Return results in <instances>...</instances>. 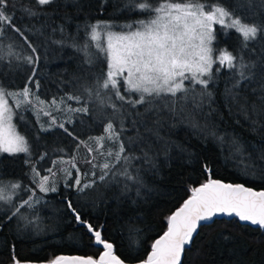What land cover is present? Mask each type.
Here are the masks:
<instances>
[{
  "label": "snow or ice",
  "instance_id": "obj_1",
  "mask_svg": "<svg viewBox=\"0 0 264 264\" xmlns=\"http://www.w3.org/2000/svg\"><path fill=\"white\" fill-rule=\"evenodd\" d=\"M55 3L56 0L21 3L22 19H27L28 23L17 26L13 22L16 3L0 0V76L6 78L22 65L31 67L28 83L22 89L9 90L0 81V153L31 156L27 139L17 133L12 124L14 113L9 100L15 108L31 103L33 92L29 84H34L36 89L40 87L35 77L41 57L25 33L44 37L45 31H49L47 39L51 43L70 48L79 57L77 73L73 77V83L79 87L66 94V98L82 106L69 104L66 111L88 115L91 102L101 109H110L113 117L104 125L105 135L89 137V140H95L96 148L88 147V153L97 152L104 160L97 163L95 155L86 160L85 163L91 165L90 173H80L75 156L68 161L63 157L52 161L53 167L58 163H69L75 169V176L71 170L61 169L66 181L71 178L66 187L85 194L86 190L95 189L98 181H114L119 185L120 198L129 197L133 191L138 196L139 189L144 186L141 171L145 167L157 171L159 158H169L171 150L177 147L170 138V131L179 124H186L194 133L226 145L231 155L240 158L246 173H264V144L249 151L247 142L238 135H221L213 120L219 113L213 108L215 100L210 91L215 73L227 68L230 79L225 87V107L241 118L251 132L264 139V0H231V3L225 0H126L123 10L135 11L147 19L123 25L119 31L108 21L77 24L75 32H69L67 28L72 21L70 14L59 17L63 23H57L47 14V9ZM63 6L80 8L78 0H67ZM215 25L224 31L234 29L241 37V47L234 52L214 48ZM9 33L18 37L22 41L21 47L26 46L30 54L18 52L14 43L4 46L3 40ZM57 33L61 39L52 40V35ZM101 53L106 70L97 73L96 62ZM214 65H217L215 72ZM36 99L44 103L38 97ZM63 102L64 97L61 98ZM51 103L56 104V99L53 98ZM68 123H72L71 118ZM236 123L239 124L240 119ZM53 126L78 140L64 123H57L55 117L48 128L42 126V130L48 131ZM128 131L133 134L126 135ZM105 141L114 145L115 151L112 147L104 151ZM80 145H87V142L79 141L77 148ZM46 155L44 153L40 159ZM31 169L33 188H25L18 180L0 178V205L10 206L11 215L6 213L8 221L13 218L24 220L26 224L38 221L37 205L42 198L36 196V190L41 193L57 191L56 172L52 167L47 169L49 175L44 176H40L35 165H31ZM96 169L100 170L98 176ZM82 175L90 178L84 182ZM36 177H39L38 181ZM120 177L123 179L119 180ZM21 191L30 193L27 199H19ZM191 192L183 205L167 218V231L153 242L151 252L139 264H181L182 254L191 246L198 228L214 222V217L221 214L264 228V190L209 180L192 188ZM65 203L77 222L87 228L94 242L103 246L104 251L98 260L91 256H57L48 264H124L113 254V245L103 238L102 227L94 228L82 219L71 200L66 199ZM22 209L32 210V219ZM130 231L138 232L139 229L130 226ZM11 264H21L15 257L14 246Z\"/></svg>",
  "mask_w": 264,
  "mask_h": 264
},
{
  "label": "trees",
  "instance_id": "obj_2",
  "mask_svg": "<svg viewBox=\"0 0 264 264\" xmlns=\"http://www.w3.org/2000/svg\"><path fill=\"white\" fill-rule=\"evenodd\" d=\"M26 2L27 0H13L17 5L16 19L13 22L17 26L28 23L27 19H22L23 13L20 10V4ZM66 2L67 0H56V3L47 9V14L57 23H63L59 17L70 14L72 21L67 25L69 32H75L77 24L96 21L111 22L116 26L114 30H120L123 25L134 24L136 20L147 18L135 11L123 10L126 0H78L79 9L64 7ZM225 2L231 3V0ZM32 23L39 26L36 21ZM214 27L216 30L214 48H226L234 52L241 47V37L234 29L224 31L219 25ZM25 34L29 35V39L36 45L41 57L35 77L40 87L36 89L34 84H29L33 92L32 98L35 101H37L36 97L39 101H52L53 98L61 101L64 97L65 106L70 104L72 107H78L75 101L67 100L66 94L73 93L74 89L79 87L73 83L79 57L72 49L51 43L47 39L49 31H45L44 37ZM51 39L59 40L61 35L57 33L52 35ZM10 43H14L16 50L21 54H30L26 46L21 47L22 41L11 33L4 38L3 45ZM216 67L217 65L213 66L214 72ZM102 70H106V62L101 53L95 71L99 73ZM29 75H31V67L22 65L11 71L6 78L0 76V81L6 88L15 91L22 89L28 83ZM229 79L230 71L223 68L219 73H215V80L210 85L215 100L213 108L219 113L213 120L221 135H238L247 142L249 151H252L253 147H261L264 139L261 135L251 132L241 118L230 113L225 107V87ZM95 107L96 105L90 102L88 115L70 113V116L63 121L57 118V123H64L78 140L56 126L43 131L42 126L48 128L51 122L46 117H41L37 113L39 110H36L32 103L22 104L20 110L23 114L29 115L38 132L51 135L57 139L56 142L60 141L61 148L57 147L54 152L49 149L44 150L43 153L56 160L63 157L65 161L75 156L77 167L83 174L90 173L91 165L86 164L85 161L91 159L93 155L97 163L104 162L99 153H88V147L96 148L95 140H89V137L105 135L104 125L109 119H113L110 109L103 110L104 113L99 114L95 111ZM95 114L100 116L96 118ZM69 118L72 123H68ZM237 119H240L239 124L236 123ZM132 134V131L126 133V135ZM170 138L177 147L171 150L168 159L159 158L157 171H150L146 167L141 171L144 186L139 189L138 196L133 191L129 197L120 198L119 185L114 181H109L108 184L98 181L95 189L86 190L85 194H78L74 188L66 187V183L70 182L71 178L66 181L65 173L61 171L58 179L55 180L56 192L41 193L39 189L36 190L37 197L44 198L43 201L46 202H53L57 209L51 216L42 219L40 226L44 231H26L25 227L16 224V218L8 221L6 213L11 215V212L5 205H0V225H2L0 226V264H11L13 246L15 257L20 261H48L58 254L97 257L101 248L94 245L93 236L89 234L87 228L78 224L74 214L67 208L66 199L73 202V207L80 212L82 219L91 223L94 228L102 227V236L114 245L115 253L121 260L131 263L146 257L153 240L165 230L168 216L189 196L190 189L208 178L242 182L249 187L264 189V173H246L240 158L231 155L227 146H222L219 141L194 133L186 124H179L171 129ZM79 141H86L87 145H80L77 148ZM29 146L31 156L26 153L15 155L5 153L0 156V171L6 172L12 181H20L25 188L35 187L31 165L36 166L42 154L32 144ZM109 147L115 151V146L105 141L103 150L107 151ZM252 155L255 158V152ZM26 160L30 163H25ZM133 163L140 167L139 163L135 161ZM63 167L71 170L73 176L77 174L69 163H64ZM36 170L41 176L43 171L37 166ZM95 171L98 176L100 170ZM89 178L81 176L84 182ZM36 180L38 181L39 177H36ZM29 194L25 192L19 199H27ZM37 207H40V204ZM130 226L139 231L131 232ZM197 232L191 246L185 249L181 264H264V231L259 227L241 223L237 218H216L212 223L202 224Z\"/></svg>",
  "mask_w": 264,
  "mask_h": 264
},
{
  "label": "rangeland",
  "instance_id": "obj_3",
  "mask_svg": "<svg viewBox=\"0 0 264 264\" xmlns=\"http://www.w3.org/2000/svg\"><path fill=\"white\" fill-rule=\"evenodd\" d=\"M147 19V18H144ZM137 21V20H136ZM119 31V30H116ZM215 57V55H214ZM13 91V90H12ZM196 91H199V87H197ZM33 98L30 97L31 103L32 105L35 106L36 110L38 109L39 115L41 117H46L47 119H49V121H52V118L55 117L56 121L57 118H60L63 120H65L67 117L70 116V112L66 111V106L61 103V101H56V104H52L50 100H40V101H44L43 104L39 103L38 101H35ZM75 105L78 107H81L82 104H77L75 102ZM9 106L13 107V116H12V124L15 126V131L17 133H19L20 135L25 136V138L27 139L29 144H32L36 150L40 151L43 155L44 150H51L52 152L56 151V149H58L57 147L61 148L62 145L60 143V141L56 142L57 139H55L54 137H52L51 135H44L41 134L40 132H38L33 124V122L31 121L29 115L23 114V112L20 110V108H15L13 106V101L10 99L9 100ZM104 109H101L98 105H96L95 107V111L98 112L99 114H103ZM32 111V109L30 108V112ZM45 113H50V115H46ZM36 115V113H35ZM65 116V117H64ZM100 115L95 114V117L98 118ZM60 122V121H59ZM22 128V129H21ZM24 130V132L22 131ZM27 133V134H26ZM56 142V143H55ZM2 154L5 153H0V156ZM9 154V153H6ZM18 154V153H17ZM56 160V158L53 157H49V156H45L44 159H38V162L36 163L37 168H39L41 171H43L41 176L44 175H49L47 172V169L52 167L53 171L56 172V176L54 177L55 180L58 179V176L60 175L61 169H63V165L64 163H58L55 165V167H53L52 165V161ZM0 178L4 179V180H11V178H9V176L6 174V172H2L0 171ZM108 184L109 181H106ZM56 183V181H55ZM104 184V182H102ZM25 192L21 191L19 193V198L22 197V195H24ZM44 198H42L41 203H40V207H37L38 212L36 214H38L39 216V220L38 221H34L32 224H26L24 220H18L16 218V224L20 225L21 227H25L24 230L26 231H32V232H38V231H44V228H41V221L43 218L47 217L48 215L51 216L53 214L54 211H56V205L53 202H46L43 201ZM16 201V200H14ZM5 207L9 208L10 206L5 205ZM22 212L25 213V215H27L29 217V219H32L33 216V211L30 209H23Z\"/></svg>",
  "mask_w": 264,
  "mask_h": 264
},
{
  "label": "water",
  "instance_id": "obj_4",
  "mask_svg": "<svg viewBox=\"0 0 264 264\" xmlns=\"http://www.w3.org/2000/svg\"><path fill=\"white\" fill-rule=\"evenodd\" d=\"M209 180H220V179H215V178H213V179H211V178H208L205 182H203V183H201V184H204V183H207ZM220 181H222L223 183H225V184H243L245 187H247V188H252L253 190H255V191H262V190H264V189H256V188H254V187H249V186H247L246 184H244V183H242V182H238V183H236V182H232V181H223V180H220ZM200 184V185H201ZM200 185H197L196 187H199ZM196 187H194V188H196ZM192 195V192H191V189H190V193H189V196L187 197V198H185L184 200H183V202L180 204V205H178L177 206V208L172 212V213H174L178 208H180L182 205H183V203H184V201L186 200V199H188L190 196ZM172 213L169 215V216H171L172 215ZM168 216V217H169ZM216 218H225V219H232V218H237L238 219V221H239V218L238 217H235V216H226V215H218V216H216V217H214V220L216 219ZM168 220V219H167ZM239 222H241V221H239ZM241 223H244V224H248V225H250V226H255V227H259L260 229H262L263 231H264V228H261L259 225H253V224H251L250 222H241ZM78 224H80V223H78ZM205 224H208V223H205ZM81 225V224H80ZM167 229H168V222H167V225H166V228H165V230L162 232V234H160L159 236H157L154 240H153V242L155 241V240H157V239H159L160 238V236H162L163 234H164V232L165 231H167ZM199 229V228H198ZM198 233V232H197ZM196 233V234H197ZM196 234H194V236L196 235ZM92 236V235H91ZM94 239V238H93ZM109 242V241H108ZM153 242H152V244H153ZM93 243H94V245L96 246V247H99V248H101V251H100V253L98 254V256L97 257H93L94 259H99V257H100V254L104 251V248H103V246H100V245H97L95 242H94V240H93ZM111 243V242H110ZM112 244V243H111ZM152 244H151V246H152ZM113 245V244H112ZM113 247H114V245H113ZM187 248V247H186ZM185 248V249H186ZM151 250H152V248L150 247V250L148 251V253H147V255H146V257L145 258H143V259H141V260H139V261H135V262H125L124 260H121V258L115 253V248H113L112 249V252H113V254L116 256V257H118L121 261H123L124 262V264H139V262L140 261H142V260H145L146 258H147V256H148V254L151 252ZM57 256H63V257H67V258H71V257H89V255H81V254H58V255H56L55 257H54V259L57 257ZM182 256H183V254H182ZM92 257V256H91ZM54 259H51V260H54ZM182 259H183V257H181V262H182ZM51 260H48V261H21V264H48V262L49 261H51ZM68 264H70V262H68Z\"/></svg>",
  "mask_w": 264,
  "mask_h": 264
}]
</instances>
